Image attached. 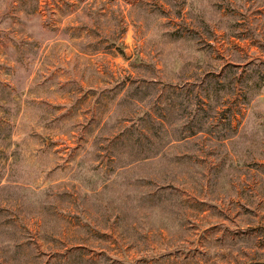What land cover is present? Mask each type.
Wrapping results in <instances>:
<instances>
[{"label":"rangeland","instance_id":"374dc122","mask_svg":"<svg viewBox=\"0 0 264 264\" xmlns=\"http://www.w3.org/2000/svg\"><path fill=\"white\" fill-rule=\"evenodd\" d=\"M0 264H264V0H0Z\"/></svg>","mask_w":264,"mask_h":264},{"label":"crops","instance_id":"0c3cea01","mask_svg":"<svg viewBox=\"0 0 264 264\" xmlns=\"http://www.w3.org/2000/svg\"><path fill=\"white\" fill-rule=\"evenodd\" d=\"M124 262H127L126 260Z\"/></svg>","mask_w":264,"mask_h":264}]
</instances>
